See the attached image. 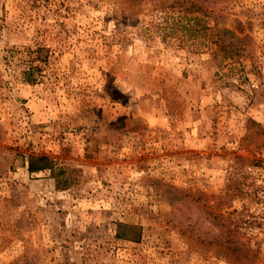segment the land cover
<instances>
[{"label":"rangeland","instance_id":"1","mask_svg":"<svg viewBox=\"0 0 264 264\" xmlns=\"http://www.w3.org/2000/svg\"><path fill=\"white\" fill-rule=\"evenodd\" d=\"M249 119L264 0H0V264H229L196 245L211 211L248 222L264 264V170L218 198L257 157Z\"/></svg>","mask_w":264,"mask_h":264},{"label":"trees","instance_id":"2","mask_svg":"<svg viewBox=\"0 0 264 264\" xmlns=\"http://www.w3.org/2000/svg\"><path fill=\"white\" fill-rule=\"evenodd\" d=\"M27 51L28 54L23 61L25 67L21 72V75L25 84L34 85L41 76V64L45 61V57L40 48ZM245 129L246 134L244 139L252 144L257 157H234V165L231 173L227 176V184L224 194L223 196L218 197L219 199L224 198V200H230L239 184L237 181L246 178L248 175L242 171L243 168L264 170V125L249 119L246 123ZM255 138H257L258 141L254 143L253 140ZM32 160H34V158H31L28 162L27 171L29 174L38 173L49 168L47 165L34 167ZM36 160L40 164L45 161L43 158H36ZM210 217L212 224L219 231V234L213 239H208L204 236L196 237V245L199 246L200 251L208 252L216 257L221 256L229 264H253L258 258L260 246L259 244H256L251 237H248L250 235L246 234L248 230L246 225L248 222L240 221L234 213L223 215L211 211ZM241 226H243V228ZM139 238L140 235L138 231L132 242L138 243Z\"/></svg>","mask_w":264,"mask_h":264}]
</instances>
